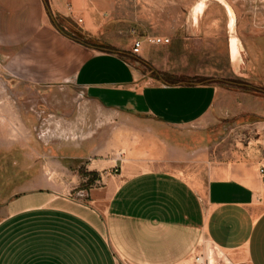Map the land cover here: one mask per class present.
Masks as SVG:
<instances>
[{"label": "crops", "instance_id": "obj_1", "mask_svg": "<svg viewBox=\"0 0 264 264\" xmlns=\"http://www.w3.org/2000/svg\"><path fill=\"white\" fill-rule=\"evenodd\" d=\"M67 5L82 19L78 35L88 42L58 24V18L75 16ZM104 8L100 0H0V152L37 153L26 150L27 142L41 134L58 139L50 141L49 159L87 157V170L109 171L104 188L92 190L87 203L63 195L73 180L68 170L65 179L57 172L49 178L14 177L23 188L0 197V264H183L205 244L233 261L264 264L263 178L253 167L236 164L235 152L217 164L210 161L214 147L189 151L184 144L186 138L202 142L219 88L173 83L163 74L146 77L101 21ZM68 87L129 122L145 145L115 152L107 161H92L90 152L75 157L83 151L72 129L66 125L58 132L50 125L53 116H42L50 100L34 99L26 109L3 96ZM40 139L34 142L42 149ZM181 163L193 164L195 182L177 173ZM10 166L23 170L20 163ZM45 169L40 165L41 173Z\"/></svg>", "mask_w": 264, "mask_h": 264}, {"label": "rangeland", "instance_id": "obj_2", "mask_svg": "<svg viewBox=\"0 0 264 264\" xmlns=\"http://www.w3.org/2000/svg\"><path fill=\"white\" fill-rule=\"evenodd\" d=\"M100 1L105 2V8L99 12V17L121 47L131 51L134 39L163 37L169 40L166 45L143 44L139 54L134 56L133 64L146 77L154 79L163 74L168 76L163 80L173 83L214 84L219 88L217 106L202 132V142L195 144L186 138L184 144L188 150L194 151L198 146L214 147L210 161L217 164L227 163V158L235 152L236 164L253 167L258 176L257 170L264 164V0ZM227 7L232 12L234 34L240 46L237 65L231 62L229 54ZM79 9H82L81 4ZM70 15H75L71 21L58 18L57 22L78 37L80 26L74 20L78 14ZM81 37L78 38L83 40ZM3 96L16 103L23 102L26 109L35 104L34 99H42L40 103L50 100L46 107H41L42 116L49 119L52 115L50 125L57 127L58 132L66 125L72 129L73 141L83 151L75 157L83 158L90 152L92 161H107L115 157V152L145 145L146 139L132 135L129 122L121 123L122 119L114 113L87 102L75 87H68L64 92L50 88L8 91ZM40 137L43 136L34 134L33 138H28L26 150L40 152L41 157L18 149L0 152V197L11 196L23 188L15 184L18 180L14 177L49 178L57 172L56 176L65 179V170L73 180H69L62 191L71 200L87 203L92 190L104 188L102 177L109 171L87 170V157L62 159L63 155L54 154L57 160L49 159L51 155L46 150L51 146L50 141L58 139ZM39 139L42 149L34 142ZM193 159L191 155L190 160ZM13 163H20L23 170H13L10 166ZM3 164L10 167L2 168ZM40 165H47L42 173ZM192 165L181 163L177 169L189 182L196 181L197 173ZM111 171L117 173L115 168ZM5 178L9 179L8 184L1 183ZM259 196L264 205V179Z\"/></svg>", "mask_w": 264, "mask_h": 264}, {"label": "built area", "instance_id": "obj_3", "mask_svg": "<svg viewBox=\"0 0 264 264\" xmlns=\"http://www.w3.org/2000/svg\"><path fill=\"white\" fill-rule=\"evenodd\" d=\"M72 8L67 6V11L69 14H72ZM75 23L78 26L83 24V21L80 17H76ZM169 42L167 38H147L144 40L134 39L131 45V54L137 56L143 46V44L150 45H166ZM258 174L264 179V165H261L258 168ZM183 264H247L244 262H237L229 259L221 250L212 245L205 244L199 245L195 248L190 256L183 262Z\"/></svg>", "mask_w": 264, "mask_h": 264}, {"label": "bare ground", "instance_id": "obj_4", "mask_svg": "<svg viewBox=\"0 0 264 264\" xmlns=\"http://www.w3.org/2000/svg\"><path fill=\"white\" fill-rule=\"evenodd\" d=\"M230 21H229V54H230V59L231 62L234 65L238 64V59H239V51H240V46L237 41V38L234 34V18L232 15L231 10L227 7Z\"/></svg>", "mask_w": 264, "mask_h": 264}, {"label": "water", "instance_id": "obj_5", "mask_svg": "<svg viewBox=\"0 0 264 264\" xmlns=\"http://www.w3.org/2000/svg\"><path fill=\"white\" fill-rule=\"evenodd\" d=\"M78 37H81L80 35H78ZM82 38V37H81ZM84 41H89L88 38L84 37L83 38Z\"/></svg>", "mask_w": 264, "mask_h": 264}]
</instances>
